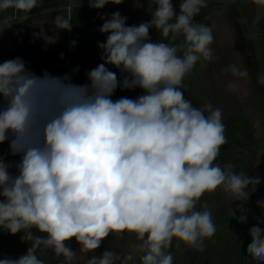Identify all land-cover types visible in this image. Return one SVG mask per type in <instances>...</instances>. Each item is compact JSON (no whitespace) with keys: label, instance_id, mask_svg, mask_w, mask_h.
I'll list each match as a JSON object with an SVG mask.
<instances>
[{"label":"clouds","instance_id":"obj_1","mask_svg":"<svg viewBox=\"0 0 264 264\" xmlns=\"http://www.w3.org/2000/svg\"><path fill=\"white\" fill-rule=\"evenodd\" d=\"M251 2L264 7V0ZM109 3L123 0H89V7ZM37 5L38 0H0V12L13 9L28 19ZM206 7V0H181L177 15L172 0H149L151 19L138 26H126L119 11L102 16L103 62L87 72L89 83L78 85L67 74L47 71L38 76L19 57L0 63V144L9 145L0 155V229L22 232L21 240L30 243L26 254L0 264H46L38 253L47 249L59 264H75L78 253H94L110 234L134 236L135 242L123 256L105 250L86 264H136L137 259L174 264V238L177 248L203 251L205 239L216 233L207 204L196 210L205 193L220 188L233 202L248 201L260 178L236 173L231 163H214L227 143L222 109L211 103L194 107L181 91L198 61L215 59L213 26L194 20ZM46 23L52 25L51 36ZM33 27L39 28L33 39L47 47L58 41L60 30H72V21L56 15ZM152 28L163 38L183 39L154 43ZM106 65L119 69L122 79ZM225 71L249 78L248 70L235 64ZM258 83L264 85V77ZM118 87L144 94L113 100ZM227 88L235 92L239 84L229 82ZM8 155L20 159L6 162ZM257 205L264 208V201ZM238 208L244 213L238 223H246L243 203ZM33 229L46 235H34ZM249 233L247 254L264 264V230L257 225ZM73 238L78 252L66 244Z\"/></svg>","mask_w":264,"mask_h":264},{"label":"rangeland","instance_id":"obj_2","mask_svg":"<svg viewBox=\"0 0 264 264\" xmlns=\"http://www.w3.org/2000/svg\"><path fill=\"white\" fill-rule=\"evenodd\" d=\"M140 1L142 0H123V3L120 4L123 5L121 9L120 5L112 3L107 4L102 9H91L90 7L82 8L84 14L82 17L87 18V21H89L88 25H92L94 18L98 17V19H101L102 16L110 18L113 12L119 11L122 16L127 17L126 26H138L140 23L151 19V15L147 11L148 5H139ZM206 2L207 7L202 8L199 15L194 17V20L207 26H213L214 43L211 47L213 48L215 59L211 63L198 61L191 74L184 78L181 91L184 94V98L191 101L194 107L200 108L207 103H211L213 108L222 109V119L225 125L227 143L221 146L219 156L214 163H219L222 167L227 163H231L234 165V171L236 173L243 171L247 174L250 168L254 166L252 164L250 167V163L252 161L254 162L256 156V151L253 149L256 148L257 150L264 152V145L255 146L250 144L257 139L255 138L257 136L263 137L262 143H264V85L258 83V79L263 76L258 63L253 62L255 60L253 51L258 48L253 45L250 47L251 40L249 33L252 29L248 26V12H246V9L242 8L239 0H206ZM69 3V11L70 14H73L72 17L74 20V18H76L75 11L77 9L71 0ZM172 3L178 15L181 0H172ZM155 7L156 6L154 5L153 11L155 10ZM237 25H240L239 28L242 29V37L238 35L239 29ZM263 29L264 23L261 21L256 25L254 30L255 32H260ZM74 30L75 28L73 24L72 35L75 38ZM149 31L151 41L154 43L161 40L165 43L179 44L183 39V37H181L176 41H172L170 37H161L160 33L155 28H152ZM86 32L89 33L87 35L89 36L93 32L92 27L90 30L87 28ZM235 32H237L236 36H239L238 38L232 36ZM251 36H254V34H251ZM235 37L237 38V41L241 40L240 45L243 44V40L248 41L250 50L248 49L247 52L245 49L246 52L243 54V51L236 47L237 43L234 44L235 42H233V38ZM5 40L7 41V37ZM6 41L3 44H5ZM242 46L241 48L243 49ZM1 48L6 49L5 46ZM94 53L97 56V53ZM247 55H250L251 58ZM74 56L76 55L73 50L72 79L76 77V73L74 72L76 60L74 61ZM76 57H78V55ZM81 61L83 62V60ZM233 64L241 70L247 69L249 72V78L245 80L244 78L234 77L230 71H225V69H228V67ZM91 67L92 64H88V67L86 68L82 67L80 73L85 72L87 69L90 70ZM106 67H108L110 71L115 72L118 79H122L119 69L112 65H106ZM229 82H237L239 84V90L235 92L228 90L227 85ZM142 94L144 93L140 88L122 90L118 87L113 94L112 99L117 100L121 97L135 99ZM257 169L254 171V174L260 177L261 183L256 187V190L251 193L247 202H239L236 205H233L235 202H233L222 189L218 188L213 193H205L196 206V210H201V205L206 203L212 213L213 222L215 223L218 221L220 227H225L223 232L228 234L227 238L225 236V244L229 242V245H232L235 242L234 244H236V246L232 250L233 252L230 251L227 259L231 258V253L237 254L242 250L245 244L248 228L253 227V223L249 222V219H247L246 223H238L239 216L243 213L239 210L237 205L243 203V207L246 211L253 210L254 198L264 197V158ZM231 210L236 211L235 217H232ZM221 221H224V223L220 225ZM233 232L234 235L232 236ZM33 233L37 236L46 235L40 233L36 229H33ZM22 235V232L11 235L0 229V241L7 245L4 250L0 248V259L6 257L15 259L26 254L27 248L30 247V243L23 242L21 240ZM232 237H234V242H232ZM214 239L215 237H213L212 240ZM6 240L10 243L9 246L11 249H9L8 244L5 242ZM110 242H128L129 244H132L135 240L134 236L125 235L123 239H116L111 235ZM213 242L214 241L210 242V239L207 241L209 244H212ZM66 244L69 247L70 245H74L75 239L73 238L71 241L66 242ZM231 247L232 246H230V248ZM170 251L174 257V264H195V260L198 257L197 249L189 248L183 244L177 248L175 238L173 239ZM38 256L40 259L45 260L46 264H59V261L54 258L51 249L44 250L42 254L38 253ZM60 259L62 260L63 257Z\"/></svg>","mask_w":264,"mask_h":264},{"label":"crops","instance_id":"obj_3","mask_svg":"<svg viewBox=\"0 0 264 264\" xmlns=\"http://www.w3.org/2000/svg\"><path fill=\"white\" fill-rule=\"evenodd\" d=\"M71 1L77 9L75 11L76 18H74V20L72 17L73 14H70L69 11L70 0H38L37 7L32 9L31 13L28 15V19L23 18V12L16 13L13 9L0 12V63L19 57L25 62L26 67L38 76H41L45 71L49 72L53 76L58 77H62L66 74L71 76L73 70L72 61L74 50V54L76 56L78 55V57L74 56V61L76 60V67H74V70H76L74 71L76 73V77L72 79V83L78 85L89 83L86 75L87 72L91 71L103 62L101 60V49L98 47V42H105L107 36V34H102L99 31V28L104 23V20L101 21L102 19H98L97 17L93 19L92 25H88L89 21H87V18L82 17L84 16L82 8L89 7V0ZM148 3L149 1L142 0L140 1L139 5H148ZM239 3L241 4L242 8L246 9V12H248V26L252 29L249 33L251 40L250 47L253 45L254 47L258 48L253 51V56L255 59L253 62L258 63L262 72L261 74L264 77V29L260 32H255L254 30L256 25H258L261 21L264 23V7L256 6L251 2V0H239ZM122 7L123 5H120V9ZM56 15H65L72 21V27L74 24L75 28V38L72 35V30L70 32L60 30L58 41L55 44H49L47 47H45L44 41L42 39H33V33L39 32V28L33 27V23L38 25L42 21H50L51 19H54ZM8 17H12L11 22L8 25H4L3 20ZM91 27L93 32L87 36L89 33L86 32V29L88 28V30H90ZM44 28L47 35L51 36L54 34L51 24L46 23ZM240 30L242 32L241 28ZM251 34H254V36H251ZM236 35L237 32L232 34L233 37ZM6 37L7 41L5 40ZM236 37L238 38V36ZM236 37L233 38V42H235L234 44L237 43L236 47L242 50L243 54L246 52V50L248 52V49L250 50L249 42L247 41L248 45L246 47L245 45L242 46L240 45L241 40L237 41ZM5 41L7 45L6 43L3 44ZM72 41H75L74 46ZM3 46H5L6 49H2L1 47ZM94 52L97 53V56ZM61 54H63V56H61ZM247 56L250 57V55ZM81 60H83L84 63ZM88 64H92L91 69H87L85 72L80 73L81 68L88 67ZM255 138L257 139L254 140L253 143L251 142V145H264V143H262L263 137L257 136ZM253 150L256 151V156L254 158L255 164L253 161L250 163V167L252 164L254 166L250 168L249 172L247 173V175L250 177L257 176L254 174V171L264 158V152L257 150L256 148ZM8 151L9 145L7 141L3 144H0V155H5L8 153ZM19 159L20 158L18 156H6V162H18ZM10 172L14 173L15 168L10 169ZM254 199L255 201L253 202V210L246 211V215L248 217L247 219L250 220L249 222L253 223V226L258 225L262 230H264V208L257 205L258 201H264V197H255ZM2 200L3 197H0V201ZM237 203H239V201H236L234 204H232L236 205ZM258 221L260 222L258 223ZM222 223H224V221H221L220 225ZM215 225L217 229V233H215L213 236L215 239L212 240L213 237L210 238V242H214L209 244L207 243L209 239H205L204 250H198V257L195 260V264H257V261L247 254V246L251 243L252 239L249 229L252 227L248 228L245 244L242 250L237 254L231 253V258L227 259L230 251H232L236 246V244H234V237H232V242H234L232 245H229V242L225 244L226 238L228 237V234L223 232L225 227H220L218 225V221L215 222ZM233 235L234 232L232 233V236ZM110 238L111 234L104 239L100 248L96 249L94 253H89L88 256H81L78 253V259L75 261V264H86L87 259L90 258L91 255L94 254L100 256L105 250H112L121 256L125 255L129 251L130 244L128 242L112 243L110 242ZM5 242L8 244L9 249H11L9 246L10 243L7 240ZM230 246L232 247L230 248ZM70 248H72L73 251L78 252L80 245L75 241V244L72 246L70 245ZM117 264H119V261H117ZM136 264H139L138 259Z\"/></svg>","mask_w":264,"mask_h":264},{"label":"trees","instance_id":"obj_4","mask_svg":"<svg viewBox=\"0 0 264 264\" xmlns=\"http://www.w3.org/2000/svg\"><path fill=\"white\" fill-rule=\"evenodd\" d=\"M242 43H243L242 45H245V47L248 45V42L246 40H244ZM6 247H7V245L4 242L0 241V248L2 250H4V248H6Z\"/></svg>","mask_w":264,"mask_h":264},{"label":"flooded vegetation","instance_id":"obj_5","mask_svg":"<svg viewBox=\"0 0 264 264\" xmlns=\"http://www.w3.org/2000/svg\"><path fill=\"white\" fill-rule=\"evenodd\" d=\"M237 26H238V25H237ZM235 29H236V28H235ZM238 29H239V33H238V35H239L240 37H242V34H243V33L240 32V28H239V26H238ZM238 29H237V31H238ZM239 36H238V37H239Z\"/></svg>","mask_w":264,"mask_h":264}]
</instances>
